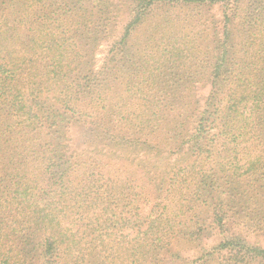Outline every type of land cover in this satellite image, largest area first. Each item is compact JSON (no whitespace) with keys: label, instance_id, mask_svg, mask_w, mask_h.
<instances>
[{"label":"trees","instance_id":"trees-1","mask_svg":"<svg viewBox=\"0 0 264 264\" xmlns=\"http://www.w3.org/2000/svg\"><path fill=\"white\" fill-rule=\"evenodd\" d=\"M69 258L264 264V0H0V264Z\"/></svg>","mask_w":264,"mask_h":264},{"label":"rangeland","instance_id":"rangeland-1","mask_svg":"<svg viewBox=\"0 0 264 264\" xmlns=\"http://www.w3.org/2000/svg\"><path fill=\"white\" fill-rule=\"evenodd\" d=\"M107 43H103L97 50V55H96V62L97 65H101L106 53H107ZM206 78H202V77H198L196 80L193 81L194 86H195V93L197 94L198 98H200L201 103L204 102L205 98L207 97V94L209 92V87H208V82L205 81ZM205 81V82H204ZM80 133V140L81 143H84L86 140L90 139L91 137V128L89 127H82L81 130L79 131ZM180 157H171V159H169L167 161V163H176L180 165L182 159H180ZM181 202H185L184 199L181 200ZM181 243H183V246L185 247V249H187L188 247L191 246V241L189 239H181ZM65 264H73V261L69 258Z\"/></svg>","mask_w":264,"mask_h":264}]
</instances>
